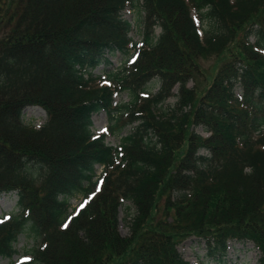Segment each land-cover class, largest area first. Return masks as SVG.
<instances>
[{
	"label": "trees",
	"instance_id": "trees-1",
	"mask_svg": "<svg viewBox=\"0 0 264 264\" xmlns=\"http://www.w3.org/2000/svg\"><path fill=\"white\" fill-rule=\"evenodd\" d=\"M126 8L142 17L139 48ZM131 50L133 63L93 75ZM212 57L208 81L198 65ZM115 93L129 103L114 106ZM29 107L45 111L41 128L23 123ZM100 112L108 134L139 124L113 148L91 132ZM9 193L17 210L0 222V258L28 234V264H189L178 247L191 240L215 264L250 243L264 264V0H19L6 22L0 15V194ZM75 197L84 204L71 214Z\"/></svg>",
	"mask_w": 264,
	"mask_h": 264
},
{
	"label": "rangeland",
	"instance_id": "rangeland-1",
	"mask_svg": "<svg viewBox=\"0 0 264 264\" xmlns=\"http://www.w3.org/2000/svg\"><path fill=\"white\" fill-rule=\"evenodd\" d=\"M19 0H14L11 4L10 0L4 1L5 5H1L3 9L0 12V15H4L5 22L8 17H10L15 9L16 4ZM192 17L195 19L197 24L201 27L206 25V22H201V20L192 13ZM122 18L128 21L132 26V31L129 34V37L132 39L133 42L140 44L142 41V17L138 14V11L132 8H126L122 13ZM160 30L156 28L154 34L157 36L159 35ZM202 32H200V35ZM133 54V50L130 51V55ZM129 55V56H130ZM128 56V57H129ZM127 57V58H128ZM122 57L120 54H115L114 56L109 57L110 65L108 66H100L96 70L93 71L94 76H103L104 74L108 73L109 70H119L125 66H128V59ZM215 59L212 57L208 60H200L199 61V69L201 73H204L208 78L213 76L212 72L215 68ZM197 82V83H196ZM195 83L198 90L203 89L206 86V82L204 81V76L199 73V75L195 76ZM193 81H190L188 84L189 88L193 87ZM146 91L144 93H140V98H145L146 95L150 94L153 95L156 93L158 89V85L156 82H152L146 85ZM174 94L177 93V88L173 90ZM114 101L113 104L115 106L128 104L130 101V96L127 93H117L113 97ZM176 103L175 97H170L165 104L162 106L163 109H167L168 107L174 106ZM23 123L33 127L34 129H39L42 127L46 121V113L44 110L38 107H29L23 111ZM108 118L105 112H100L92 116V133L96 136L100 134H106L107 129L110 126L108 122ZM139 121L134 122L133 124H126L124 128L115 135L109 134L105 138V142L114 147L118 148L120 145L121 138L129 135L134 131V129L138 126ZM194 132L199 134L202 137H207L208 134L205 133L201 127H194ZM153 134L150 133L148 136L151 137ZM152 140L154 141V137L152 136ZM204 153V151H201ZM97 175L101 174L102 168L97 166ZM83 199L81 197H75L70 200V210L69 212L75 213L83 204ZM127 203L124 204V206ZM17 210V196L15 193L9 194H0V222L7 220L8 217L14 214ZM74 210V211H72ZM125 215L124 207L119 211V226L118 230L122 236H127L129 231L127 226L125 225L123 218ZM36 241L32 236L28 234H22L18 237V240L15 244V254L10 258H0V264H27L26 262L30 260V255L28 252L35 247ZM235 245V246H234ZM199 246V247H198ZM178 252L181 254L184 261L188 262L189 264H215L212 261H208L206 257V251L203 248V245L191 240L186 241L183 244H180L178 247ZM260 253L256 249V247L250 243L246 244H233L228 249L226 253V257L222 264H260Z\"/></svg>",
	"mask_w": 264,
	"mask_h": 264
}]
</instances>
